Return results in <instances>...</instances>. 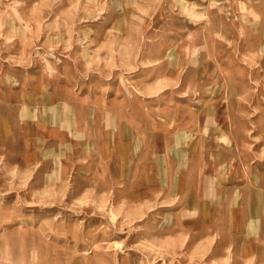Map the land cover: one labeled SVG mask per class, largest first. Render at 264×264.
Wrapping results in <instances>:
<instances>
[{"label":"rangeland","instance_id":"obj_1","mask_svg":"<svg viewBox=\"0 0 264 264\" xmlns=\"http://www.w3.org/2000/svg\"><path fill=\"white\" fill-rule=\"evenodd\" d=\"M0 72V264H264L116 162L124 108L161 165L190 116L264 153V0H0Z\"/></svg>","mask_w":264,"mask_h":264},{"label":"crops","instance_id":"obj_2","mask_svg":"<svg viewBox=\"0 0 264 264\" xmlns=\"http://www.w3.org/2000/svg\"><path fill=\"white\" fill-rule=\"evenodd\" d=\"M8 78L0 72V79ZM124 111L116 119L117 142L123 150L116 162L126 163L120 181L127 190L143 189L149 200L156 198L158 191L164 195V204L180 208L176 216L186 217L179 219L181 222L219 225L229 212L230 231L220 233V241L238 246L255 242L264 249V153L253 158L235 139L226 142L222 137L218 139L221 143L206 130L213 123L211 119L200 124V119L190 116L181 124L186 129L163 136L167 150L161 165L151 156L154 148L149 135L141 154L134 155L141 124L130 109ZM215 227L213 231L220 232Z\"/></svg>","mask_w":264,"mask_h":264}]
</instances>
